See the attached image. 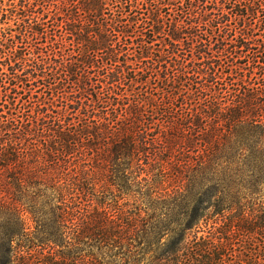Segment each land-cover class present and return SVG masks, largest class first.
I'll list each match as a JSON object with an SVG mask.
<instances>
[{
	"label": "trees",
	"instance_id": "obj_1",
	"mask_svg": "<svg viewBox=\"0 0 264 264\" xmlns=\"http://www.w3.org/2000/svg\"><path fill=\"white\" fill-rule=\"evenodd\" d=\"M63 4L0 30V264L264 262V0Z\"/></svg>",
	"mask_w": 264,
	"mask_h": 264
},
{
	"label": "rangeland",
	"instance_id": "obj_2",
	"mask_svg": "<svg viewBox=\"0 0 264 264\" xmlns=\"http://www.w3.org/2000/svg\"><path fill=\"white\" fill-rule=\"evenodd\" d=\"M63 2H64V0H0V8L2 10H4L6 12V15H7V17L4 18V19L2 17H0V30L1 31H6V32H9L8 30H12V31H14L13 35H16L17 34L16 33L17 26L16 25H17V23L21 22V20H20L21 17H22L21 13H25V11L28 10V8H23V7H26V6L29 7V9L31 11L36 12V14H34L35 17H41L42 15H47L48 21H52L53 18L56 19V20H60L61 17L65 18L63 10L67 11V9H65V5L63 4ZM68 6H69V3H68ZM14 8H16L17 12L15 14H12V12L15 11ZM73 9L74 8H72V9L70 8L69 11H72ZM50 25H52V23ZM248 25H250L251 27L247 28L246 25H245L243 28H245V29L247 28L246 30H248L249 32H250V29L254 30V32L252 31V33L250 35L251 36L258 35L254 39H261V35L263 34V31L260 28H258V26H256V24H252V25L248 24ZM235 26H238L237 28L240 27L239 25H235ZM48 30H49V32H52V29H48ZM240 34H241V31H240V29H238L235 32V35H240ZM231 39L232 38H230V40ZM0 45H1V40H0ZM69 45L70 44H68V46ZM79 51L80 50H79L78 46H76V47L75 46L67 47V52H69V53H76V55H78ZM7 54H8V51H4V50L0 54V63L1 64L6 61L5 58H6ZM135 62H136V59H135ZM134 65H135L134 62H132V61L128 62V66L130 67V71H132V69H134ZM94 71H95V69H94ZM32 88L35 89V87H32ZM36 91H39V90L36 89L35 92ZM89 94H91V92ZM38 95L39 96L42 95L41 91L38 92ZM85 159H84L85 160L84 163L88 164L87 161H89V160H87V158H85ZM170 168L171 167L168 166L169 175L166 177L162 188L166 189V191L171 194L175 190H177L179 188H182L183 184L180 183L181 179H179V177H177L178 175L176 174V171H174L173 169H170ZM144 177L145 176L143 175L142 179ZM97 178H98V180L100 179L99 176ZM98 185L101 186V187H98V188H100L99 191L101 193L104 192L105 193V197L107 199H109V200L111 199L112 200V198L114 197V199H113V201H114L115 200V196H117L118 199H116L115 202L118 203L119 206H126L127 204H129L131 206H133L135 204H142L143 207H145V208L147 207L146 204H143V202L142 203H138L137 202V199L133 195L134 192L132 193V196H131V194L130 195H122L121 196V194L119 193L117 187H113L112 193L114 195L112 197L111 196L112 193L111 192L110 193L106 192V190L103 188L106 185H107V188H109L108 179H107V183L105 181H103V182L99 183ZM100 196L104 197L102 194ZM138 197H139V195H138ZM110 203H113V202H110ZM113 205H115V204H113ZM28 223H29V226L31 228L34 227L31 222H28ZM171 239H172V236L169 235V236L164 238L163 243L168 244ZM236 243H238V241ZM236 249H238V248H236ZM159 253H160V251L155 252V253L153 252L151 254H148L144 258L142 256H140V257H142V259H141L139 264H151L152 262H155V260H156L155 258L159 255ZM243 253H246V254L241 255V253L239 251H236L234 255L237 257V259L236 258L233 259V262H229V264L230 263H232V264L233 263H236V264H252V263H250L248 261V259H249L248 258V255H249L248 252L244 251ZM161 263H164V261L161 262ZM123 264H124V262H123ZM257 264H264V262L263 261H259V262H257Z\"/></svg>",
	"mask_w": 264,
	"mask_h": 264
}]
</instances>
